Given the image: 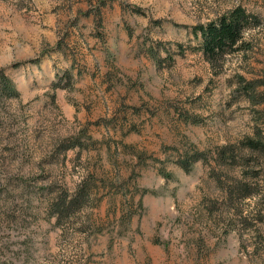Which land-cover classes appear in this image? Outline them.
Instances as JSON below:
<instances>
[{
	"label": "rangeland",
	"instance_id": "rangeland-1",
	"mask_svg": "<svg viewBox=\"0 0 264 264\" xmlns=\"http://www.w3.org/2000/svg\"><path fill=\"white\" fill-rule=\"evenodd\" d=\"M0 75V264H264V0H0Z\"/></svg>",
	"mask_w": 264,
	"mask_h": 264
},
{
	"label": "trees",
	"instance_id": "trees-1",
	"mask_svg": "<svg viewBox=\"0 0 264 264\" xmlns=\"http://www.w3.org/2000/svg\"><path fill=\"white\" fill-rule=\"evenodd\" d=\"M257 23L258 20L255 15L237 6L217 19L195 28L194 33L200 35L199 50L204 58L211 65H214L220 62L226 54L241 50L245 44L244 34ZM7 84L8 79L4 75H0V91H8L10 87ZM250 146L253 149H259L262 145L251 141ZM200 156L195 155L190 162L196 161ZM189 165V162L184 158L179 161V166L184 170H187ZM87 182L83 178L73 193L63 194L54 199L50 205L52 213L60 216L70 208H80L88 196Z\"/></svg>",
	"mask_w": 264,
	"mask_h": 264
}]
</instances>
